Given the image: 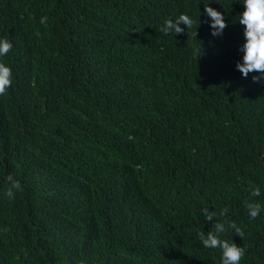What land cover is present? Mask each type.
<instances>
[{"label":"trees","instance_id":"obj_1","mask_svg":"<svg viewBox=\"0 0 264 264\" xmlns=\"http://www.w3.org/2000/svg\"><path fill=\"white\" fill-rule=\"evenodd\" d=\"M226 21L213 35L204 4ZM240 0H0V264H264V79ZM181 13L194 23L165 34ZM47 16L41 24L40 18ZM11 175L22 191L9 198ZM259 196H253L254 189ZM215 213L206 220L202 209ZM226 210V211H225ZM223 213V215H221Z\"/></svg>","mask_w":264,"mask_h":264},{"label":"clouds","instance_id":"obj_2","mask_svg":"<svg viewBox=\"0 0 264 264\" xmlns=\"http://www.w3.org/2000/svg\"><path fill=\"white\" fill-rule=\"evenodd\" d=\"M244 10L239 14V23L243 26L244 43L243 62H237L236 68L244 77H247L250 72H256L253 76L254 81L264 79V0H240ZM204 10L210 18L209 24L213 29V35L226 27V21L223 14L210 6V3L204 4ZM47 16L40 18L41 24L46 23ZM194 23L192 17L187 13H181L175 19H167L164 21L161 31L165 34L181 33L184 28L190 27ZM13 44L10 39L0 37V57L6 56L12 49ZM12 83V69L10 66L0 63V95L4 94L6 89ZM7 180L10 186L6 191V195L11 199L14 198L16 191H22L21 182L9 175ZM253 196L260 195V189L252 191ZM245 207L248 209L250 219L258 217L264 212V205L258 202H245ZM226 211V210H225ZM206 220L211 221L215 215L209 208L202 209ZM223 215V213H221ZM227 228L235 230V233L240 237L244 236V231L234 221L225 222L217 220L214 224V231H209L205 234L204 231L199 233L200 240L205 248L219 249L221 251V264H240L241 258L245 254L243 246H238L233 240L224 239L220 234L224 233Z\"/></svg>","mask_w":264,"mask_h":264}]
</instances>
